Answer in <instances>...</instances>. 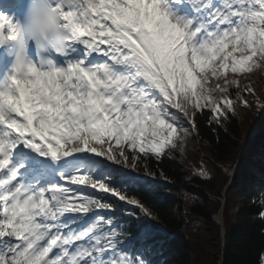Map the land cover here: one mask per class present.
Returning a JSON list of instances; mask_svg holds the SVG:
<instances>
[{
  "label": "snow or ice",
  "instance_id": "1",
  "mask_svg": "<svg viewBox=\"0 0 264 264\" xmlns=\"http://www.w3.org/2000/svg\"><path fill=\"white\" fill-rule=\"evenodd\" d=\"M51 3L72 28L63 66L15 68L0 92V264H157L156 214L111 165L135 171L183 150L205 110L249 106L237 76L264 71V0ZM15 30L0 14V45Z\"/></svg>",
  "mask_w": 264,
  "mask_h": 264
},
{
  "label": "trees",
  "instance_id": "2",
  "mask_svg": "<svg viewBox=\"0 0 264 264\" xmlns=\"http://www.w3.org/2000/svg\"><path fill=\"white\" fill-rule=\"evenodd\" d=\"M253 79L248 73L239 78L241 85L250 84L255 95L242 93L245 97L258 98L260 94L259 84L264 83V71H254ZM252 74V73H249ZM231 97H235V88ZM255 116L245 113L242 118V126L247 129L248 123ZM198 128V141L190 133L184 139L181 147L171 150V155L164 154L159 159L141 158L137 170L140 173H154L156 177L162 175L172 183L181 186L189 176L190 163L201 158V151L209 154L215 162L234 161L239 154L237 144L241 139L239 121L229 115L227 122L216 123L211 114L205 110L196 118ZM264 148V138L257 145ZM257 148V147H256ZM257 149H254V153ZM216 169V168H215ZM153 175V174H152ZM220 171L217 169L213 179L202 181L200 186L211 193L220 196L219 190ZM264 181V151L256 156H248L241 161L237 170V176L231 202L238 206L233 214L225 208V244L221 248L219 227L212 221L211 215L217 209V202L204 195L197 194L178 187H151L139 186L133 195L143 198L147 194V202L156 214V219L169 230L176 229L186 218H192L196 225V233L199 243L183 244L178 238L159 244L160 254L155 257L157 264H218L219 255L223 249L222 264H262L264 254V218L260 217L261 209L256 198L250 196L249 189H255ZM144 187V188H143ZM146 189V190H145ZM141 195V196H140ZM145 201V200H144ZM230 215V219H228ZM231 220V221H230ZM152 239L154 238L151 232Z\"/></svg>",
  "mask_w": 264,
  "mask_h": 264
},
{
  "label": "clouds",
  "instance_id": "3",
  "mask_svg": "<svg viewBox=\"0 0 264 264\" xmlns=\"http://www.w3.org/2000/svg\"><path fill=\"white\" fill-rule=\"evenodd\" d=\"M71 33V26L51 0H28L25 16L16 22L12 38L17 47L15 68L23 69L32 64L28 56L30 42L38 50L39 62L53 61L48 56L49 51L54 55L61 53Z\"/></svg>",
  "mask_w": 264,
  "mask_h": 264
},
{
  "label": "bare ground",
  "instance_id": "4",
  "mask_svg": "<svg viewBox=\"0 0 264 264\" xmlns=\"http://www.w3.org/2000/svg\"><path fill=\"white\" fill-rule=\"evenodd\" d=\"M157 239H159V238L157 237Z\"/></svg>",
  "mask_w": 264,
  "mask_h": 264
}]
</instances>
